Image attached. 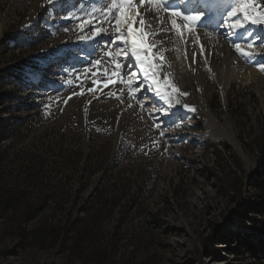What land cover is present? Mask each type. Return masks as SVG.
Segmentation results:
<instances>
[{
	"label": "rangeland",
	"instance_id": "rangeland-1",
	"mask_svg": "<svg viewBox=\"0 0 264 264\" xmlns=\"http://www.w3.org/2000/svg\"><path fill=\"white\" fill-rule=\"evenodd\" d=\"M36 2L0 0V264H264V250H253L264 242V190L257 187L264 181L262 85L234 80L222 102L207 79L209 109L226 121L240 152L206 142L199 159L184 147L180 158H188L175 164L165 149L142 148L154 139L148 127L146 136L120 133L114 149L115 135L104 139L85 118L67 122L62 111L74 97L87 100L78 101L82 106L101 97L125 104L124 76L108 75L115 70L109 57L78 70L52 101L38 100L44 82L36 80L53 71L45 53L58 41L47 37V24L59 15L46 7L31 23ZM246 28L255 47L242 64L261 69L264 24ZM243 31L233 33L242 46L252 39H240ZM178 70L175 77L188 80L194 95L168 97L177 108L191 106L194 81L189 70ZM198 117L195 131L203 124ZM50 228L59 235L44 236Z\"/></svg>",
	"mask_w": 264,
	"mask_h": 264
},
{
	"label": "bare ground",
	"instance_id": "bare-ground-1",
	"mask_svg": "<svg viewBox=\"0 0 264 264\" xmlns=\"http://www.w3.org/2000/svg\"><path fill=\"white\" fill-rule=\"evenodd\" d=\"M15 1L18 3L20 1L28 0ZM39 1V3L36 2L37 4L34 5L35 8H33L34 11L30 20L31 23L35 22L38 14L46 7H51L52 10L59 15L53 22L47 24L46 29V35L48 38H54L53 36H57L55 38L58 40L57 42L55 40L56 46H54V49L45 53V58L49 57L47 61H51L49 67H51L53 71L49 73V78L44 79V81L36 80L37 83L44 82L37 89L38 100L40 102H47L54 97L57 89L61 90L67 83L66 81H69L70 78L72 79V77H75L78 74V70L80 71L82 68H89L94 61L100 60V57L104 55V50L91 41L81 39L82 35L87 36L88 27L85 28L84 33H81L80 28L76 26V20L65 18L67 15L78 14L83 16L84 12L87 11V5L91 0H63L62 3H56L55 6L49 3V0ZM200 1L201 0H190L188 8H185L184 5H178V7L185 12L191 8L205 9L201 22L191 31L187 29L183 30L182 37L172 31V25L168 13L163 11V9L158 13L162 18L163 23L158 24L156 19L157 12L149 10L147 5L139 8V11L144 14L145 20L151 23L153 32H155L158 27L165 29V31L156 36V42L158 44L156 52L157 54H162L165 60L157 74V80L160 82L161 88L163 89L166 83L170 85L172 89H178V92L170 90L166 94L167 97L169 95L170 98L173 99V97H175L174 94H176L180 95V97L186 101L190 98V95L194 93L192 85L188 80H185V78L183 80L175 77V73H178V69L180 68L187 69L189 70V74L192 77V81H194L193 84L197 91L195 94V103L191 106L185 105V107L178 108L177 105L172 104L169 107L155 94L154 88H148L151 81H145L143 80V77H141V82L139 86L136 87L135 78L130 80L127 76H124L125 83L123 84L122 82V84H120L121 86L124 85L123 91L126 90L127 94V96H122V98H124V105L110 100L106 101V99L103 101L101 100L102 97L94 103L91 101L86 102L87 100L84 98L74 97L66 107L62 108L64 114L67 113L66 116L68 115L67 120L65 119V121L68 122L71 120L73 122L74 120H77V115H80L91 124L89 125L91 128H96L97 126H101L102 129L107 127L119 128L117 133L123 132L124 135L126 133L128 137L139 135L146 136L149 129L152 134H150V132L147 137H153L154 139L153 141H150L149 144L146 143V145L156 147V145H159L158 143L162 141V138H164L165 131H163V135H161L162 127L160 126V123H158L163 117H170V119L189 124L194 128L195 122L193 121L199 118L198 116H202L204 119L202 118L203 124L200 126L201 130L185 133V138L183 137L184 144L198 146L204 145L206 142H223L229 144L235 150L240 152V146H238L234 134L230 131L226 121L223 120V122H221L222 119L219 121L218 117L213 115L209 109L206 97L207 79L211 77L218 85L222 102L224 101V93H226L231 82L234 80L243 85L248 83L261 84V94H263L262 96L264 97V71L261 69H249L248 67L245 68L243 66L242 63L247 61L244 59L242 60V56L236 52L233 46L234 43H241L233 36L234 32H229L220 24L223 17L222 13L225 8L229 7V1L231 0H204L203 5H207L205 8H201V4H199ZM262 1L264 4V0ZM96 2H100V0H96ZM135 3L139 5V0H135ZM82 4L85 5L83 11L81 10ZM209 7L212 9L211 12L207 10ZM212 12L217 13L213 16ZM172 19L178 18L172 17ZM178 22L181 24L184 23L182 20H178ZM65 28L68 30L65 31ZM114 35V33L109 31L108 35L96 37V39L107 41ZM261 35L264 37V31ZM257 50L258 48H256L255 51ZM49 53H51V55H49ZM68 57L69 60L67 61ZM177 61L182 67L178 68L177 66L179 64L176 66ZM125 63L128 64V66L121 71H131L132 65L127 61H125ZM115 83L118 84L117 82ZM131 88H135V91L130 90ZM145 91L149 92V96L148 94H145ZM184 93L187 95H184ZM138 99H140V103L135 104ZM84 100H86L83 104L84 106L80 105V101ZM165 108H167V112L170 114H165L164 111L159 110ZM141 109L142 112L140 111ZM189 109L192 110L190 111ZM69 115L71 116V119L68 118ZM110 120L111 125L108 124ZM145 121L148 122L146 123L147 125H145ZM126 126H129L128 130L126 129ZM110 131L114 130L110 129ZM124 135L117 137V139L125 137ZM135 138L137 139V137ZM181 140L183 139L177 141L179 142ZM165 147L169 154H174L179 146L175 144L174 146L165 145Z\"/></svg>",
	"mask_w": 264,
	"mask_h": 264
},
{
	"label": "snow or ice",
	"instance_id": "snow-or-ice-1",
	"mask_svg": "<svg viewBox=\"0 0 264 264\" xmlns=\"http://www.w3.org/2000/svg\"><path fill=\"white\" fill-rule=\"evenodd\" d=\"M62 2L63 0H49V3L53 6ZM189 3L190 0H139V5H137L135 0H100V2L91 0L83 16L76 14L67 15L65 18L76 20V26L80 28L81 33H84L85 28L88 27L87 36L82 35L81 39L91 41L104 50L103 54L110 58L115 68L108 75L111 77L127 76L130 80L135 78L136 87L139 86L141 77L145 81H151L148 88H154L155 94L170 107L172 101L166 94L170 90L178 92V89H172L166 83L162 89L160 82L157 80V74L165 60L162 54L156 52L158 48L156 36L165 29L158 27L153 32L151 23L145 20L144 14L139 11V8L147 5L149 10L157 12L158 24L163 23L158 14L163 9L168 13L172 31L182 37L183 30L191 31L195 28L201 22L204 13V9L200 8H191L185 12L178 7V5H184L185 8H188ZM84 7L85 5L82 4V11ZM207 10L212 11L210 7ZM172 17L178 19H172ZM178 20H182L184 23L181 24ZM246 23L264 24V4L257 3V0H233L220 24L229 32H239L243 29L244 31L240 36L242 40L252 38L251 42L246 43L244 46L239 43L233 45L236 52L243 58L252 59L253 53L250 49L255 47V37L253 33L247 31ZM67 30L65 28V31ZM109 31L115 35L107 41L96 39V37L108 35ZM260 39L261 44L264 45V37ZM125 61L132 65V70L129 72L121 71L128 66ZM101 62L96 60L93 63L100 64ZM261 70L264 71V65L261 66ZM130 90L135 91V88ZM184 95L187 94L184 93ZM159 110L164 111L165 114H170L167 112V108ZM161 135H163L162 130Z\"/></svg>",
	"mask_w": 264,
	"mask_h": 264
},
{
	"label": "built area",
	"instance_id": "built-area-1",
	"mask_svg": "<svg viewBox=\"0 0 264 264\" xmlns=\"http://www.w3.org/2000/svg\"><path fill=\"white\" fill-rule=\"evenodd\" d=\"M95 128V127H94ZM178 128H180V127H173V125H168V126H166V129H165V132H166V140L163 142V141H161L160 142V150L161 149H165V151H166V153H167V155H169V157H167V160H170V162L171 161H176L175 162V164H177L178 162L177 161H184L185 159H187L188 158V156H186V157H184L183 159H181L180 157H182L181 156V154L182 153H180V149L181 148H184V147H189V150H192V148H193V150H195L194 151V156L195 157H197V159H199L200 158V153L198 152V150H200V149H202L204 146H205V143H204V145H187V144H184V134L185 133H188V131H186V132H183L182 134L180 133V130H178ZM110 127H107V128H105V129H97V128H95L94 130L95 131H100V133L102 134L101 136L105 139H107L108 137H109V135H115V140H116V138L118 137V135L121 133V132H118L117 133V131L115 132V130L114 131H110ZM188 130V129H187ZM190 130V129H189ZM179 133H178V132ZM189 132H194V131H189ZM181 136V137H180ZM184 137V138H183ZM176 139H183V140H181V141H174V140H176ZM125 140V139H124ZM122 142V139L121 140H116V142L114 143V149H116V146L118 145H120V143ZM134 144V143H133ZM175 144H177L179 147H178V150L174 153V154H169L168 153V151L166 150V147H165V145H168V146H174ZM141 146H142V148H144L145 149V151H149V152H155V147H150V146H147V148H145L142 144H141ZM125 147V146H124ZM114 149H113V151H114ZM154 149V150H153ZM197 150V151H196ZM172 155V156H171ZM186 161V160H185ZM184 161V162H185ZM175 164H172V165H175ZM166 165V164H165ZM184 168H188V164L186 163L185 165H182ZM99 182H101V181H99ZM98 183V182H97Z\"/></svg>",
	"mask_w": 264,
	"mask_h": 264
},
{
	"label": "trees",
	"instance_id": "trees-1",
	"mask_svg": "<svg viewBox=\"0 0 264 264\" xmlns=\"http://www.w3.org/2000/svg\"><path fill=\"white\" fill-rule=\"evenodd\" d=\"M260 155H261L262 160H263V163H264V148L261 149V151H260ZM261 174H262V176H264V169H263V171L261 172ZM262 176H261V177H262ZM257 187L260 188L261 190H264V181H262V182L260 181L259 184L257 185ZM54 231L59 235V233H60L59 231H56L55 228H50V229H48V230L44 233V236L47 235V234L52 235V233H53ZM27 233H28V234H27ZM27 233L24 232V236H30V235L32 234V231H28ZM252 248H253V247H252ZM255 248H256V249H255ZM259 249H260V250H261V249L264 250V242H262V244H261L260 246H257V247L254 246V248H253L254 252H258ZM255 254H256V253H255ZM255 254H254V255H255ZM255 256H256V255H255Z\"/></svg>",
	"mask_w": 264,
	"mask_h": 264
}]
</instances>
